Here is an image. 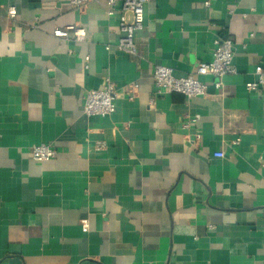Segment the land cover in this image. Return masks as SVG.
Segmentation results:
<instances>
[{
  "label": "crops",
  "instance_id": "1",
  "mask_svg": "<svg viewBox=\"0 0 264 264\" xmlns=\"http://www.w3.org/2000/svg\"><path fill=\"white\" fill-rule=\"evenodd\" d=\"M205 1L150 0L133 56L120 2L109 16L107 0H0V264H264V84L246 88L264 0ZM73 24L85 41L54 36ZM228 36L237 73L220 90L204 76L206 95L151 104L156 64L186 76ZM107 80L116 112L86 115ZM41 143L57 156L35 161Z\"/></svg>",
  "mask_w": 264,
  "mask_h": 264
},
{
  "label": "built area",
  "instance_id": "2",
  "mask_svg": "<svg viewBox=\"0 0 264 264\" xmlns=\"http://www.w3.org/2000/svg\"><path fill=\"white\" fill-rule=\"evenodd\" d=\"M89 0H71V4L82 9ZM120 2L119 22L121 36L117 48L130 55L138 53L137 34L145 28V6L150 0H107L106 13L114 16L117 13V5ZM206 6H210V1H205ZM17 9L11 6L8 16L14 19ZM54 36L68 40L73 39L78 42L86 40L87 30L83 26L69 25L65 28H57L53 32ZM110 50V46L106 47ZM235 44L231 37H217L214 41L212 59L209 62L200 63L196 69L183 77H176L174 70L166 65L156 64L153 69L154 85L156 93L151 98V104L156 97L165 92L180 93L187 98H194L207 94L208 84L201 79L204 76H211L215 80V88L220 90L223 86V79L227 75L236 74L237 68L234 65ZM89 60V57H87ZM256 80L246 84L249 91H257L264 84V68L257 66L255 69ZM138 85H135L137 88ZM118 91L116 85L107 80L102 89H92L83 95V109L88 116L106 117L116 112V100ZM201 135L196 134L195 140L199 141ZM31 157L38 162H44L55 158L58 154L56 147L50 144L41 143L31 147ZM215 157L222 158L225 152L217 151ZM84 232L89 230V221H81Z\"/></svg>",
  "mask_w": 264,
  "mask_h": 264
}]
</instances>
